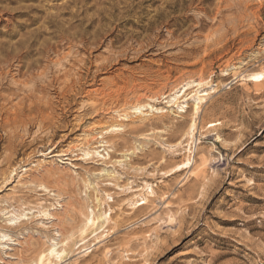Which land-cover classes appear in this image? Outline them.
Instances as JSON below:
<instances>
[{
    "label": "rangeland",
    "instance_id": "374dc122",
    "mask_svg": "<svg viewBox=\"0 0 264 264\" xmlns=\"http://www.w3.org/2000/svg\"><path fill=\"white\" fill-rule=\"evenodd\" d=\"M261 72L264 0H0V264H264Z\"/></svg>",
    "mask_w": 264,
    "mask_h": 264
},
{
    "label": "bare ground",
    "instance_id": "6f19581e",
    "mask_svg": "<svg viewBox=\"0 0 264 264\" xmlns=\"http://www.w3.org/2000/svg\"><path fill=\"white\" fill-rule=\"evenodd\" d=\"M198 78H200V77H198ZM202 78V77H201ZM185 79V78H184ZM251 79H255V80H262V79H264V72H261V73H258V74H255V75H253L252 76V78ZM182 82H184V80H182V81H180V82H176L175 84L173 83V86L172 85H170V86H172L171 87V89L170 90H173V92H171L170 90V92L171 93H169L168 95L170 96V99L168 100L169 101V105L171 104L172 106H173V104L171 103V101L172 102H174L175 104H176V107H177V109H179V111H183L184 109V102H185V100L186 99H184L183 101H179V99L184 95V93H185V90L187 89V87L188 86H191V85H195L196 86V88L194 89V93H193V95L191 96L192 97V99H193V105H194V107H193V109H194V113H196L197 114V112L199 111V107H200V104L203 102V100L205 99V98H203L204 97V95H206V94H204V93H202V94H200V92H201V89L200 88H202L201 86L203 85V84H206L205 82H203V80L202 79H197V80H189V81H185L184 83H182ZM257 82V81H256ZM195 86H193V87H195ZM204 86V85H203ZM192 87V88H193ZM205 90V89H204ZM203 92V91H202ZM164 93H165V91H160L159 90V92L158 93H154V94H150V95H145L146 96V98H149V100H156L157 99V101L159 100V98L160 97H165L164 96ZM207 93V92H206ZM147 94V93H146ZM204 94V95H203ZM185 97V96H184ZM164 99V98H163ZM162 99V100H163ZM182 99V98H181ZM147 100V99H146ZM156 101V102H157ZM160 101V100H159ZM165 101V100H164ZM138 102V101H137ZM135 103V104H131V106H132V109L134 110V112H136V113H142L144 110H143V107H145V106H147L148 107V109H150V111H157V113L160 111L159 110V108H156V107H154L152 104H150V103H145V104H141V103ZM144 103V102H143ZM168 103V102H167ZM146 107V108H147ZM132 109H130V110H132ZM147 109V110H148ZM132 110V111H133ZM144 113V112H143ZM142 113V114H143ZM151 113V112H150ZM147 114V113H146ZM123 116H128V114L126 113V114H124ZM114 127L115 128V125L113 126V125H111L110 124V127ZM194 126H195V121H192L191 122V124L189 125V127H188V131H187V134H190V135H192V133H193V131H194ZM109 127V128H110ZM111 127V128H112ZM113 129V128H112ZM112 131V130H111ZM89 149V148H88ZM190 149V148H189ZM188 149V151H190ZM99 151V150H98ZM98 151H95L96 152V154L97 153H99ZM187 152V151H186ZM189 153V152H188ZM100 154V153H99ZM189 156V155H188ZM189 158V157H188ZM186 159L185 158V160H187V162H188V160L189 159ZM185 162V161H184ZM184 162H182V164L184 163ZM189 164V163H188ZM185 166V165H184ZM45 188V187H44ZM149 189H151V188H149ZM152 191V190H151ZM151 193V192H150ZM58 195V194H57ZM55 196V195H54ZM145 199V198H144ZM145 201V200H144ZM144 203V202H143ZM135 204V203H134ZM139 205H142V204H140L139 203ZM138 205V206H139ZM92 211H94V210H90V212L88 213V214H86L85 216H83L84 217V219H83V231H85L88 227H92V230H91V232H96V229H98L99 227H101V225H102V222L103 221H105L107 218L109 219V216L107 217V214L106 213H98L97 215H95V213H93ZM100 212H102V211H100ZM108 212V211H107ZM50 213V212H49ZM48 213V214H49ZM110 214V213H109ZM25 215V214H24ZM49 217V216H48ZM104 224V223H103ZM103 228H105L104 226H103ZM89 229V228H88ZM101 229V228H100ZM100 231V230H99ZM98 231V232H99ZM87 232V231H86ZM84 233V232H83ZM93 233H91V234H93ZM97 233V232H96ZM95 233V234H96ZM71 234V233H70ZM73 234V233H72ZM85 234V233H84ZM67 238V237H66ZM98 238V237H97ZM82 240H83V238H82ZM51 245H50V247L47 249V253L46 254H44V253H41L40 255H39V257H38V262L39 263H43V260H44V258L46 257V255H49V256H51V255H54V256H60L61 255V253L63 252L64 253V250H57V242L55 241H53V242H51L50 243ZM62 249V248H61ZM48 256V257H49ZM48 259V258H47ZM51 260V259H50ZM51 262H52V260H51Z\"/></svg>",
    "mask_w": 264,
    "mask_h": 264
}]
</instances>
